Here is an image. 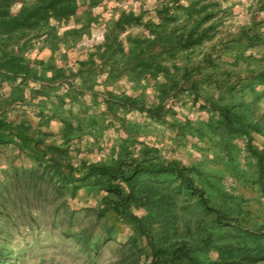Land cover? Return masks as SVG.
<instances>
[{
  "label": "rangeland",
  "instance_id": "rangeland-1",
  "mask_svg": "<svg viewBox=\"0 0 264 264\" xmlns=\"http://www.w3.org/2000/svg\"><path fill=\"white\" fill-rule=\"evenodd\" d=\"M7 1L8 17L40 2ZM72 4L0 32V118L46 160L0 145V264H151L147 237L177 264H264V0ZM53 161L141 172L114 182L134 193L121 205ZM169 162L217 213L141 168Z\"/></svg>",
  "mask_w": 264,
  "mask_h": 264
},
{
  "label": "trees",
  "instance_id": "trees-1",
  "mask_svg": "<svg viewBox=\"0 0 264 264\" xmlns=\"http://www.w3.org/2000/svg\"><path fill=\"white\" fill-rule=\"evenodd\" d=\"M73 0H40L31 8H23L18 16L8 17V13L4 11L8 7L9 1L0 0V32L11 31L18 28H31L37 25L41 20H47L51 16L61 19V17L70 15L74 12ZM16 57L8 58V61L15 60ZM11 143H20L25 149H28L40 159V163L46 162L44 152L37 147V142L33 140V137L27 133L21 131L17 125L0 118V145H7ZM53 166L61 182L68 186H79L81 183H85L92 178L105 177L107 181V189L114 194L120 201L121 205H125L130 202L134 193L129 192L126 195L122 190L114 185L117 179H121L124 182H130L134 179L135 175L139 171V167L133 166L130 170L123 171L119 165L107 166L104 164H90L79 176H75L71 169H68L66 165L59 161H53ZM148 174H170L174 173L177 179L180 180L184 188L190 191L191 194L198 197L201 204L208 210H213L207 205V198L201 188L194 185L193 179L186 173V169L169 162L163 167H141ZM118 211V208L114 209ZM133 220L134 217H133ZM143 235H147L142 230ZM148 245L151 251L152 260L151 264H177V257L174 251L167 252L160 248H156L151 239L147 237Z\"/></svg>",
  "mask_w": 264,
  "mask_h": 264
}]
</instances>
